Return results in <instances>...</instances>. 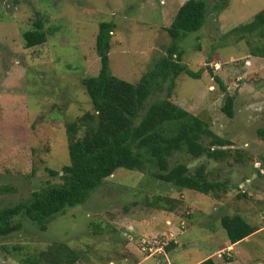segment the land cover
Instances as JSON below:
<instances>
[{
	"label": "rangeland",
	"instance_id": "obj_1",
	"mask_svg": "<svg viewBox=\"0 0 264 264\" xmlns=\"http://www.w3.org/2000/svg\"><path fill=\"white\" fill-rule=\"evenodd\" d=\"M184 1L0 0V207L24 201L48 183L61 181L47 169L58 171L69 162L66 124L92 110L81 78L99 69L95 49L99 22L115 24L108 53L110 71L136 82L167 54L171 43L167 27ZM206 2L202 27L177 43L181 63L198 77L182 71L170 98L208 120L215 133L231 141L232 152L237 149L244 158L215 161L181 152L170 164L185 162L190 170L207 164L210 178L228 181L227 190L221 192L224 206L215 197L191 189L176 191L148 171L118 168L82 204L52 218L46 229L18 217L21 228L0 236V264H21L19 258L53 241L65 242L80 254L73 264H132L135 252L128 245L139 253L143 234L163 238L159 235L167 233L169 225H176L171 232L177 235V247L165 252L166 259L155 254L143 264H191L221 246L225 236L221 215L240 211L260 229L230 250L222 245L220 256L215 253L213 260L264 264V172L256 174L259 167L254 163L260 161L264 169V142L256 132L264 128V86L259 83L264 80V57L252 53L254 47H264V38L256 30L231 31L252 20L264 8V0ZM37 16L43 19L46 40L26 47L22 32ZM160 79L148 102L166 96L167 82ZM228 94L234 96L233 116L222 110ZM239 192L245 195L238 197ZM155 194L174 199V210L151 206L148 201ZM168 219L170 224L165 223ZM155 226L163 232L153 231ZM184 238L192 242L178 246L179 240L186 242Z\"/></svg>",
	"mask_w": 264,
	"mask_h": 264
},
{
	"label": "trees",
	"instance_id": "obj_2",
	"mask_svg": "<svg viewBox=\"0 0 264 264\" xmlns=\"http://www.w3.org/2000/svg\"><path fill=\"white\" fill-rule=\"evenodd\" d=\"M206 0H185L167 27L171 43L167 54L146 71L136 82L120 78L110 71L109 50L115 24L101 21L95 38L99 57L97 74L84 76L81 83L88 95L92 110L85 111L66 124L69 162L60 170L47 169L60 178L58 183H48L39 191L10 206L0 207V236H6L22 226L18 217H25L46 229L47 223L65 209L82 204L88 194L116 169L148 171L154 178L170 183L176 191L191 189L218 199L227 190L228 181H218L209 176L204 162L190 170L185 162L170 164L171 159L184 152L193 158L205 156L215 161L231 157L241 162L244 155L232 150L231 141L215 133L210 122L171 100L170 92L176 77L183 71L192 72L181 63L177 43L188 32L199 30L206 17ZM254 30L264 38V8L252 20L234 26L231 31L251 33ZM26 47L46 40L43 19L35 17L32 26L22 32ZM253 55L264 57V47H254ZM167 82V94L152 102L148 99L156 80ZM219 81L218 77H215ZM222 110L228 116L234 113V96L226 95ZM81 132V136L79 133ZM264 142V128L256 130ZM227 146V147H224ZM256 174H259L256 170ZM264 192V191H263ZM245 193L239 192L238 197ZM174 199L154 195L148 203L159 209L174 210ZM220 225L226 238L237 243L254 233L258 227L250 224L240 214H223ZM176 245L170 241L168 252ZM79 253L62 241H53L40 251L19 258L21 264H73ZM197 264H215L207 257Z\"/></svg>",
	"mask_w": 264,
	"mask_h": 264
},
{
	"label": "crops",
	"instance_id": "obj_3",
	"mask_svg": "<svg viewBox=\"0 0 264 264\" xmlns=\"http://www.w3.org/2000/svg\"><path fill=\"white\" fill-rule=\"evenodd\" d=\"M256 14V13H255ZM254 14V15H255ZM214 65H219V63H214ZM263 81L264 80H260V87H262L263 88V86H264V84H263ZM262 88L260 89V92L262 93V95H263V90H262ZM254 176V175H253ZM182 192V191H181ZM216 199V198H215ZM216 202H221V208L224 206V203L222 202V196H220L219 198H218V201H216ZM246 203V202H245ZM245 206H246V204H244ZM218 208L217 209V206H216V209L217 210H220L221 208ZM243 209V205H242V208H241V210ZM171 213V212H170ZM240 213H242L241 211H240ZM239 212H238V214H240ZM241 216H243V214H240ZM165 217H167V216H165ZM244 217V216H243ZM168 218V217H167ZM245 218V217H244ZM173 220H174V218H173ZM168 220H166V223H168L167 222ZM161 224L160 225H164V223H162V222H160ZM165 226V225H164ZM161 227H163V226H161ZM166 228V229H165ZM165 230L164 231H168V230H173V231H175L176 230V225H171V226H165ZM167 228H169V229H167ZM179 228H181V227H179ZM181 229H183V228H181ZM260 228L258 227V230H259ZM153 231H155V232H163V228L162 229H159V228H157L156 226H155V230H153ZM257 231V230H256ZM255 231V232H256ZM254 232V233H255ZM254 233H252V234H250L249 236H247V237H245L243 240H248ZM144 235V234H143ZM145 235H148V234H145ZM180 234H178V236H179ZM185 239V241L186 242H181V240H179V243H178V246H180V247H185L186 246V244H188V243H191L192 241H191V239H189V238H184ZM243 240H241V241H243ZM240 241V242H241ZM194 242V241H193ZM240 242H237V243H231V242H229L228 240H227V238H226V235L223 237V240H222V244H220L221 246L223 245V246H225L226 248H228V250H230L229 248H231V247H234L235 245H238ZM221 246H219L218 248H216V250H213V252H210L209 254H207V256H205V258H207V257H212L213 258V256H214V254L216 253L217 254V256L219 257L220 256V249H221ZM128 248L129 249H131L133 252H135V255L134 254H132L131 255V257H132V262L134 263V264H143L149 257H143L140 253H138V251H135V249H133V246H131V245H128ZM138 256H142V259H139L138 258ZM157 257H159L160 258V256H157ZM205 258H203V259H205ZM203 259H201V260H203ZM201 260H198V261H195V262H192L191 264H197L198 262H200ZM123 262V261H122ZM132 263V264H133ZM161 263V261L158 263V264H160ZM111 264H114V262L113 263H111Z\"/></svg>",
	"mask_w": 264,
	"mask_h": 264
},
{
	"label": "built area",
	"instance_id": "obj_4",
	"mask_svg": "<svg viewBox=\"0 0 264 264\" xmlns=\"http://www.w3.org/2000/svg\"><path fill=\"white\" fill-rule=\"evenodd\" d=\"M215 67H218V65H214ZM256 166L259 168H262V165L260 161H255ZM257 168L256 170L260 173L264 172V169ZM167 243V240H161L155 237H147L144 236L143 238L140 239L138 243V249L141 253H143L146 257L148 256H153L155 254H163L164 253V245Z\"/></svg>",
	"mask_w": 264,
	"mask_h": 264
},
{
	"label": "clouds",
	"instance_id": "obj_5",
	"mask_svg": "<svg viewBox=\"0 0 264 264\" xmlns=\"http://www.w3.org/2000/svg\"><path fill=\"white\" fill-rule=\"evenodd\" d=\"M216 68H219V65H218V67H216ZM169 224H170V222H171V220L170 219H168V221H167ZM166 223V222H165ZM169 226H171V225H169ZM179 227H181V228H183L184 227V225H183V222L182 223H180L179 224ZM164 232H167V233H161L159 236H164L163 238H158V237H155V238H158V239H161V240H167V243L164 245V253L163 254H159V255H162V257L163 258H165L166 259V255L167 254H165V252H166V249H165V247L167 246V244L170 242V241H172L173 243H176V239H177V235L176 236H174L173 235V233L171 232V230H168V231H164ZM179 234V233H178ZM145 236V234L143 235V237ZM142 237V238H143ZM178 240V239H177ZM176 245V244H175ZM176 247H177V245H176ZM139 253L143 256V257H146L143 253H141L140 251H139ZM149 257V256H148Z\"/></svg>",
	"mask_w": 264,
	"mask_h": 264
}]
</instances>
